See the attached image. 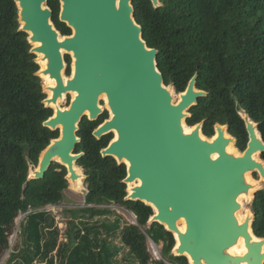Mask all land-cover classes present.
Instances as JSON below:
<instances>
[{
	"label": "trees",
	"instance_id": "16d2710c",
	"mask_svg": "<svg viewBox=\"0 0 264 264\" xmlns=\"http://www.w3.org/2000/svg\"><path fill=\"white\" fill-rule=\"evenodd\" d=\"M160 2L156 8L151 0H133L144 39L158 50L165 84L181 93L198 73L197 88L208 92L189 109L186 122L190 126L204 122L203 133L208 137L215 134L216 124L228 125L236 146L244 151L249 133L240 114L243 109L259 124L264 139V0ZM47 4L54 12L56 28L70 35L71 28L59 18L60 0ZM20 27L16 1L0 0V264L21 213H25L20 223L23 240L15 246L9 264H56L53 253L60 229L52 213L41 209L64 199L68 172L53 162L43 179H29L30 164H39L42 151L60 136V130L44 125L54 110L43 102L47 94L37 75L41 67L31 52L29 34ZM66 58L70 62V56ZM107 118L108 112L95 121L85 116L80 124L76 152L84 155L77 163L86 174V204L93 206L74 212L103 217L112 211L101 206L114 203L132 211L137 223L122 225L120 218L83 222L70 231L58 264H119L117 237L128 248L129 258L122 264H190L186 256L173 254L172 232L158 222L149 224L154 215L151 206L125 200L127 165L102 155L113 133L100 139L93 134ZM252 210L254 233L264 237V188L256 192ZM149 240L162 245V259H153Z\"/></svg>",
	"mask_w": 264,
	"mask_h": 264
},
{
	"label": "water",
	"instance_id": "95a60500",
	"mask_svg": "<svg viewBox=\"0 0 264 264\" xmlns=\"http://www.w3.org/2000/svg\"><path fill=\"white\" fill-rule=\"evenodd\" d=\"M15 1L20 30L29 34L37 63L45 61L37 75L55 81L47 86L42 80L47 94L43 102L54 110L44 125L61 129L42 151L39 164H30L29 179H43L53 162L66 167L68 182L86 179L84 169L80 175L76 168L84 155L76 152L78 131L85 116L95 121L104 113L101 95L106 94L111 117L93 134L100 139L117 133L102 155L127 165L125 200L154 208L149 224L158 222L174 234L173 254L186 256L190 264H264V237L253 229L256 214L252 210L243 222L237 216L239 198L248 197L253 188L247 173L258 172L264 179V158L255 159V154H264V139L248 112L240 109L249 141L239 154L227 150L236 140L228 125L216 124L212 137L203 133L204 122L186 132L189 109L208 92L197 88L196 73L175 102L158 67V50L148 46L136 20L133 0H60L59 18L71 28L70 35L56 28L48 0ZM151 1L156 8L162 5ZM67 54L74 65L70 76ZM71 92L77 95L68 107L53 106ZM137 180L140 184L130 189ZM182 218L185 231L178 224ZM242 238L247 251L230 253Z\"/></svg>",
	"mask_w": 264,
	"mask_h": 264
},
{
	"label": "rangeland",
	"instance_id": "374dc122",
	"mask_svg": "<svg viewBox=\"0 0 264 264\" xmlns=\"http://www.w3.org/2000/svg\"><path fill=\"white\" fill-rule=\"evenodd\" d=\"M68 55H70V57H71L70 70H71V74H72L73 58H72L71 54H68ZM39 65L41 67V62L39 63ZM42 80L45 83L44 78H42ZM168 87L173 92V96L175 99V97L178 96L179 94L176 92L173 85H169ZM71 101H72V94L71 93L66 94V97L62 103V106L63 107L69 106ZM101 102H103V105H105V100H101ZM103 110L108 111V115L110 118L111 112H110L109 108L105 107V109L103 108ZM185 125L190 126L186 122V120H185ZM113 135L115 136L114 132H113ZM236 142H237V139L235 140L234 145H235L236 149L240 152L241 150L236 146ZM258 156L260 159H263L261 153H259ZM251 175L255 180L261 179V176L259 175L258 172H251ZM83 181H84L83 184H84V188H85L83 191H81L80 193L75 192L74 190H72L70 188V183H69L68 189L65 190L64 199L61 201L60 204L48 205L45 208L41 209V210L45 209V210L52 213V215L55 217L56 224H57L58 228L60 229L59 245L53 253V255L55 256V259H56V264L59 263V260L61 257V256H59L60 255L59 254L60 249L63 248L64 245L67 244L70 240V237H69L70 231H72L74 228L82 227L83 222H88V221L93 222V221H97L98 219L100 221H113V220L120 218L122 221V225L137 223V217L132 211L128 210L124 206L114 204V203L101 206L103 208H107V209H110L112 211V213H110L106 216L91 218L89 216V214L83 213V212L79 213L76 216L74 210L84 209V208L93 206V205L86 204L85 197H86L88 189H87V185L85 184V178ZM261 185H263V187H264V183H262ZM258 189H260V188H257V190ZM254 193L255 192H253L252 196L245 197L243 199L242 210L244 212H246L248 210L252 212L251 206H252ZM23 217H19L17 219V229L10 238L11 246H10L9 250L3 256L2 264H9L8 260L10 259L11 254L14 252L15 246L17 244H21V242L23 240V235L21 234V227H20V223H21V220ZM103 237H105V234L103 235ZM75 241H77V240H75ZM114 242L116 243V245H118L120 247V253H119L118 257H119V261H120L119 264H122V262L125 261V259L129 258L128 248L122 244L120 237L115 238ZM161 248H162V245H157L152 240H149V250L153 256V259H162ZM38 261L39 260H37L36 263ZM167 264H171V263L168 262Z\"/></svg>",
	"mask_w": 264,
	"mask_h": 264
},
{
	"label": "bare ground",
	"instance_id": "6f19581e",
	"mask_svg": "<svg viewBox=\"0 0 264 264\" xmlns=\"http://www.w3.org/2000/svg\"><path fill=\"white\" fill-rule=\"evenodd\" d=\"M64 53H65V52H64ZM40 56L43 57V55H41V54H40ZM41 67H42L43 69H45V61H41ZM73 69H74V65H73ZM43 78H44V80H45V85H47V86H54V85H55V81L52 80V79H50L48 76L43 75ZM47 93H48L49 96L52 95V91H51V90H48ZM71 94H72V98H73V99H74V98L76 97V95H77L76 92H71ZM101 96H104V97H105L106 104H107V106L109 107L108 99H107V95H106V94H102ZM65 97H66V95L58 101V104H55V105L53 104V106H54L55 108H56V106H60L61 108H63L62 103H63ZM180 99H181V96H180V95L176 96V97H175V102L180 101ZM66 107H68V106H66ZM101 107H102V106H101ZM102 108H103V107H102ZM193 129H194L193 126H187V125H185V130H186V132H191ZM225 134H226V136H228L226 132H225ZM115 139H117V133L115 134V138H114L113 140H115ZM227 150H228L229 152L239 154L238 150L236 149V147H235V145H234V141H232V142L228 145ZM215 156H216V155H215ZM56 159H59V158H56ZM255 159L261 161V159L259 158L258 154H255ZM126 161H127V160H126ZM76 168H77L79 174L82 175V173H83V172H82V168H80V167H76ZM247 180H248L250 183L253 184V188H252L250 194L248 195V197H249V196H252V195H253V192H254L257 188H261V187H263V185H261V184L264 183V179L261 178L260 180H255V179L252 177V175H251L250 172L247 173ZM69 182H70V188H71L72 190H74L75 192H77V193H80L81 191H83V190L85 189V188H84V184H83L82 177L79 178V179H77L76 181H73L72 179H70ZM139 184H140V180H137V181H135L134 183H130V184H129V188L131 189V188H133L135 185H139ZM245 197H247V196L242 195V196L239 198V200H240L241 203H243V199H244ZM250 215H251V211H249V210L246 211V212H244L243 210H240V211L237 213V216H238V218H239V220H240L241 222H243V221H244L247 217H249ZM178 224H179V227H180V229H181L182 231H185V230H186V221H185L184 218L180 219L179 222H178ZM177 243L179 244V241H177ZM246 251H247V248H246V246H245V244H244V239H243V238L240 239V241H239L238 244H236L234 247H232V248L230 249V253H232V254H234V255H242V254H244Z\"/></svg>",
	"mask_w": 264,
	"mask_h": 264
},
{
	"label": "flooded vegetation",
	"instance_id": "af4514ba",
	"mask_svg": "<svg viewBox=\"0 0 264 264\" xmlns=\"http://www.w3.org/2000/svg\"><path fill=\"white\" fill-rule=\"evenodd\" d=\"M67 56H68V54L66 55V57H67ZM69 56H70V55H69ZM70 59H71V57H70ZM66 62H67V70H68V68L70 67L71 60H70V62H68V61H67V58H66ZM67 70H66V75L70 76V75H71V70H70V73H69V74H67ZM101 99L105 100V97H104V96H101ZM101 106H102L104 109H105V107L108 108V106H107V104H106V101H105V105H103V102H101ZM105 112H108V111H104V113H105ZM104 113H103V114H104ZM103 114H102V115H103ZM102 115H101V116H102ZM101 116H100V117H101ZM100 117H99V118H100ZM108 118H109V115H108ZM104 121H105V120H104ZM93 133H94V132H93ZM106 135H107V134H106ZM113 138H115L114 135H113ZM113 138H112V139H113ZM78 153H79V152H78Z\"/></svg>",
	"mask_w": 264,
	"mask_h": 264
},
{
	"label": "built area",
	"instance_id": "2783aa9c",
	"mask_svg": "<svg viewBox=\"0 0 264 264\" xmlns=\"http://www.w3.org/2000/svg\"><path fill=\"white\" fill-rule=\"evenodd\" d=\"M25 215V213H21L20 217H23Z\"/></svg>",
	"mask_w": 264,
	"mask_h": 264
}]
</instances>
